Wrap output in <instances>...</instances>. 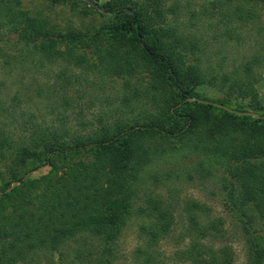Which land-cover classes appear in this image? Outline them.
<instances>
[{
  "label": "rangeland",
  "instance_id": "374dc122",
  "mask_svg": "<svg viewBox=\"0 0 264 264\" xmlns=\"http://www.w3.org/2000/svg\"><path fill=\"white\" fill-rule=\"evenodd\" d=\"M92 1L97 3L95 7ZM107 1L0 0L3 132L30 137L39 135L40 127H52L68 137H89L99 127L112 126L117 120L126 122L138 114L141 102L137 99L143 102V93L138 98L132 95L145 89L148 77L143 73L130 78L108 77L95 68V47L104 42V24L114 20L98 10ZM208 1L164 0L159 16L151 13L158 20L165 19L163 24L188 38L187 42L195 40L198 51L202 50L201 55L186 56L187 65H197L205 74L204 81L195 87L201 98L256 112L257 103L264 107V33L259 31V26L264 28V0H230L231 7L223 9L208 7ZM62 34L69 41L63 40ZM49 36L62 42L58 40L57 48L46 57L44 42H49L45 41ZM173 51L178 57L181 50ZM246 62H250L247 68ZM246 74L252 82L250 88L249 81L242 85ZM253 89L258 92L257 99L251 95ZM171 111L175 112V106ZM188 150L182 147L168 163L161 160L140 170L137 192L130 201L131 213L111 244L88 232L69 239L58 250L35 249L16 264H99L106 259L108 264H194L193 258L212 263L210 259L217 257L225 258V264H248L236 205L246 206L249 226L260 237L264 235V199L234 200L231 193L239 192V182L233 166L218 152L211 153L198 168L196 164L204 157ZM11 163L0 162V191L9 180L6 165ZM46 164L24 179L46 174L50 169ZM150 203L169 205L172 218L171 230L155 241L142 232V226L156 218L147 213ZM193 220L213 227L199 236L185 232ZM218 248L225 252H218ZM110 254L111 259L107 257Z\"/></svg>",
  "mask_w": 264,
  "mask_h": 264
},
{
  "label": "trees",
  "instance_id": "16d2710c",
  "mask_svg": "<svg viewBox=\"0 0 264 264\" xmlns=\"http://www.w3.org/2000/svg\"><path fill=\"white\" fill-rule=\"evenodd\" d=\"M163 1L109 0L102 9L98 8L114 20L104 24V42L95 47V68H101L108 77L116 74L130 78L139 73L148 77L145 89L132 95L138 98L143 93V102L137 99L141 102L138 114L126 122L117 120L112 126L99 127L89 137H68L52 127H40L39 135L24 137L0 128V162H12L6 165L9 180L0 191V264H16L38 248L58 250L69 239L88 232L111 244L131 213L130 201L140 170L161 160L168 163L182 147L204 157L196 164L198 168L205 158L220 152L233 166V175L239 182V192L231 193L234 200L264 199V107L257 103L255 111L261 115L257 117L201 101L206 99L198 95L195 87L204 81L205 74L197 65L186 64L188 53L199 52L197 43L187 42L188 38L163 24L165 19L158 20L151 13L159 16ZM91 3L94 7L97 4ZM207 6L223 9L230 8L231 3L211 0ZM259 31L263 34L264 28L259 26ZM165 37L172 39L166 41ZM61 38L69 41L65 34ZM58 40L52 36L45 40L49 41L44 42L46 57L62 42ZM173 49L181 50L178 57ZM244 66L249 67L250 62ZM243 77L242 85L247 86L250 76ZM251 95L257 99V90L253 89ZM174 106L175 112L171 111ZM183 119L185 123L181 124ZM46 163L50 167L46 174L24 179ZM14 181L18 184L12 187ZM238 203L242 204L236 206L248 247V264H264V235L259 237L249 226L248 210ZM149 207L147 213L156 218L143 225L142 232L155 241L170 229L172 218L168 215L169 205L150 203ZM194 220L184 228L185 232L199 236L213 227ZM108 245L104 247L108 249ZM110 256L107 257L111 259ZM224 259L211 258L212 263L193 261L225 264ZM107 260L99 264H108Z\"/></svg>",
  "mask_w": 264,
  "mask_h": 264
},
{
  "label": "water",
  "instance_id": "95a60500",
  "mask_svg": "<svg viewBox=\"0 0 264 264\" xmlns=\"http://www.w3.org/2000/svg\"><path fill=\"white\" fill-rule=\"evenodd\" d=\"M201 101L210 102L209 100H201ZM211 102H213V101H211ZM213 103L216 104V105L222 106V107L228 109L229 111L234 112V113L239 114V115H253V116H257V117L261 116L257 112L235 109V108H232L230 106H227L225 104L218 103V102H213ZM15 185H16V183H14L12 187H14Z\"/></svg>",
  "mask_w": 264,
  "mask_h": 264
}]
</instances>
